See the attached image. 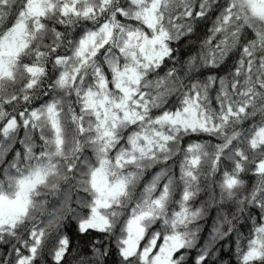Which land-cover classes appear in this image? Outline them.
Here are the masks:
<instances>
[{
  "label": "snow or ice",
  "instance_id": "snow-or-ice-1",
  "mask_svg": "<svg viewBox=\"0 0 264 264\" xmlns=\"http://www.w3.org/2000/svg\"><path fill=\"white\" fill-rule=\"evenodd\" d=\"M0 264H264V0H0Z\"/></svg>",
  "mask_w": 264,
  "mask_h": 264
}]
</instances>
